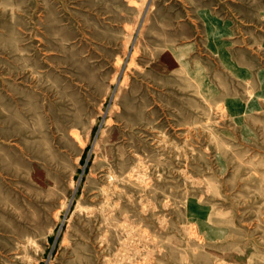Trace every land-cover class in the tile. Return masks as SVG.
<instances>
[{"label": "rangeland", "instance_id": "1", "mask_svg": "<svg viewBox=\"0 0 264 264\" xmlns=\"http://www.w3.org/2000/svg\"><path fill=\"white\" fill-rule=\"evenodd\" d=\"M0 264H264V0H0Z\"/></svg>", "mask_w": 264, "mask_h": 264}, {"label": "crops", "instance_id": "2", "mask_svg": "<svg viewBox=\"0 0 264 264\" xmlns=\"http://www.w3.org/2000/svg\"><path fill=\"white\" fill-rule=\"evenodd\" d=\"M203 13H205L204 16L206 17V12H203ZM207 17H208V14H207Z\"/></svg>", "mask_w": 264, "mask_h": 264}]
</instances>
